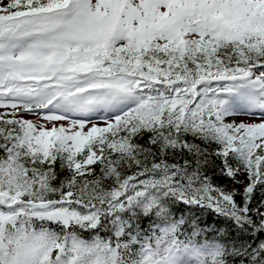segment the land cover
Segmentation results:
<instances>
[{
  "label": "snow or ice",
  "instance_id": "obj_1",
  "mask_svg": "<svg viewBox=\"0 0 264 264\" xmlns=\"http://www.w3.org/2000/svg\"><path fill=\"white\" fill-rule=\"evenodd\" d=\"M0 264H264V0H0Z\"/></svg>",
  "mask_w": 264,
  "mask_h": 264
}]
</instances>
